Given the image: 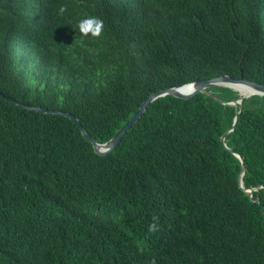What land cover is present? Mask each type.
Wrapping results in <instances>:
<instances>
[{
    "label": "trees",
    "instance_id": "16d2710c",
    "mask_svg": "<svg viewBox=\"0 0 264 264\" xmlns=\"http://www.w3.org/2000/svg\"><path fill=\"white\" fill-rule=\"evenodd\" d=\"M222 74L264 84V0H0V91L100 143ZM208 90L105 155L0 96V264H264V95Z\"/></svg>",
    "mask_w": 264,
    "mask_h": 264
},
{
    "label": "water",
    "instance_id": "95a60500",
    "mask_svg": "<svg viewBox=\"0 0 264 264\" xmlns=\"http://www.w3.org/2000/svg\"><path fill=\"white\" fill-rule=\"evenodd\" d=\"M216 85L228 86V87H231V88L237 90L238 92H239V90L237 89V87H235V85H242L243 87H245L248 90V92L245 94H241L239 92L241 94L239 98L227 102V103H231L233 105H236L237 103L242 104L244 98L250 96L251 94L264 95V84H261L259 82L253 81V80L245 79V78H243L242 75L239 77H232L228 74H222V75L214 76V77L207 78V79H202V80L192 81L189 83H184V84L174 86V87H167V88H164V89H161L159 91L151 93L148 96V98L145 99L140 104L138 109L125 122V124L123 126H121L109 140H107L106 142H103V143L97 142L89 134V132H87V130L82 126V124L80 123L78 118L71 112L63 111L60 109L46 108L43 106L23 104L22 102L17 101L8 95H5L1 91H0V96L4 97L8 101L17 103V104L22 105V106H24L28 109H31V110H36V111L45 112V113H57V114H62L64 116H67L80 128V131H81L83 137L91 142L94 151L97 154L105 155V154L111 152L118 145V143L121 141V139L126 134V132L135 124V122L138 120V118L141 116V114L145 111L147 106L152 101L157 99L158 97H162V96H166V95H173V96L181 97V98H190V97L194 96L195 94H197L198 92L213 96V94L208 90V88L212 87V86H216ZM235 120H236V117H235ZM226 133L222 135V137H221L222 141H224ZM234 154L241 160V163H242L241 172L239 175V184L243 188L242 176L244 173V162L238 153H234ZM244 190H248L249 192L251 191V189H245V188H244Z\"/></svg>",
    "mask_w": 264,
    "mask_h": 264
},
{
    "label": "clouds",
    "instance_id": "9594fccd",
    "mask_svg": "<svg viewBox=\"0 0 264 264\" xmlns=\"http://www.w3.org/2000/svg\"><path fill=\"white\" fill-rule=\"evenodd\" d=\"M64 11L65 9L62 7L60 13L63 14ZM103 27V20L97 17H87L79 22V29L84 36H88L90 33L92 37H100ZM155 229V224L149 226L150 231H155Z\"/></svg>",
    "mask_w": 264,
    "mask_h": 264
},
{
    "label": "bare ground",
    "instance_id": "6f19581e",
    "mask_svg": "<svg viewBox=\"0 0 264 264\" xmlns=\"http://www.w3.org/2000/svg\"><path fill=\"white\" fill-rule=\"evenodd\" d=\"M235 87H237V89L239 90V92L241 94H245L248 92V90L245 87H243L242 85H235Z\"/></svg>",
    "mask_w": 264,
    "mask_h": 264
}]
</instances>
